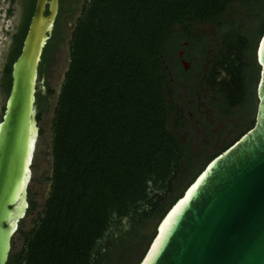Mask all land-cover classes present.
Returning a JSON list of instances; mask_svg holds the SVG:
<instances>
[{"label": "trees", "instance_id": "obj_1", "mask_svg": "<svg viewBox=\"0 0 264 264\" xmlns=\"http://www.w3.org/2000/svg\"><path fill=\"white\" fill-rule=\"evenodd\" d=\"M13 3L19 16L0 69V121L37 0ZM67 16L76 23L70 36ZM263 33L264 0H60L39 69L40 78L47 77L55 52L70 43L55 109L51 191L35 227L26 231L21 221L24 246L16 250L13 242L8 263L139 264L158 222L186 187L255 125ZM212 36L217 62L204 82L218 90V106L236 119L237 133L203 158L185 153L168 125L164 59L190 48L185 41L200 46L204 57ZM52 92L37 93L39 121ZM34 196L30 190L28 214L38 207ZM126 237L130 246L122 243ZM139 248L143 254L136 256Z\"/></svg>", "mask_w": 264, "mask_h": 264}, {"label": "water", "instance_id": "obj_2", "mask_svg": "<svg viewBox=\"0 0 264 264\" xmlns=\"http://www.w3.org/2000/svg\"><path fill=\"white\" fill-rule=\"evenodd\" d=\"M60 0H37L0 121V264L30 208L40 64ZM255 125L214 157L157 224L139 264H264V33Z\"/></svg>", "mask_w": 264, "mask_h": 264}, {"label": "flooded vegetation", "instance_id": "obj_3", "mask_svg": "<svg viewBox=\"0 0 264 264\" xmlns=\"http://www.w3.org/2000/svg\"><path fill=\"white\" fill-rule=\"evenodd\" d=\"M195 38L198 39L197 36ZM216 42L215 36H212L208 54L202 57L200 46L198 48L195 43L190 45L185 41L184 44L190 48L179 50L178 55L169 51L164 59V74L169 81L166 84L170 106L168 125L182 143L185 153L195 156L204 154L203 158H208L232 143L237 133L231 126L236 119L224 116L218 106V90L204 82L209 72L215 71L212 63L216 61L217 50L212 44ZM195 64H199V68ZM130 239L124 240L123 245L130 246ZM135 253L136 256L140 255L142 248Z\"/></svg>", "mask_w": 264, "mask_h": 264}, {"label": "rangeland", "instance_id": "obj_4", "mask_svg": "<svg viewBox=\"0 0 264 264\" xmlns=\"http://www.w3.org/2000/svg\"><path fill=\"white\" fill-rule=\"evenodd\" d=\"M11 8L14 9L13 13H10ZM18 16L19 10L17 3H13V0H0V69L3 68L5 62V52L11 42L13 33L16 30ZM75 25V20L72 17L67 16L65 29L68 31L69 36L74 30ZM70 61L71 46L69 42H66L57 52H55L54 62L50 67L49 75L47 77L40 78L39 92L46 95L48 93V88H51L53 92L49 95V109L42 113L39 121L41 128L40 136L33 162V178L29 186V191L31 190L34 193V199L38 207L33 213L28 214L24 218V229L26 231L35 227L36 220L43 211L51 191V181L49 177L52 175L54 167L52 140L55 109L58 105L59 95ZM39 108L40 107L37 105L38 112ZM127 227L128 220H124L123 226L120 227V230L122 228L126 229ZM13 242H15L16 250L21 249L24 246V238L22 234L17 233ZM142 254L143 252L140 253V255Z\"/></svg>", "mask_w": 264, "mask_h": 264}]
</instances>
